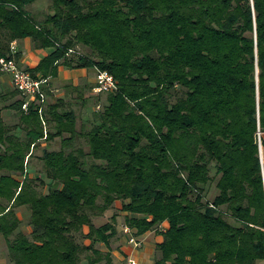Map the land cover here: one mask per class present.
Returning <instances> with one entry per match:
<instances>
[{
  "label": "trees",
  "instance_id": "trees-1",
  "mask_svg": "<svg viewBox=\"0 0 264 264\" xmlns=\"http://www.w3.org/2000/svg\"><path fill=\"white\" fill-rule=\"evenodd\" d=\"M37 1L0 0V57L19 62L12 43L31 38L53 50L35 78L57 77L60 65L96 69L118 89L97 94L106 101L84 121L49 83L47 126L15 88L0 89L9 264L111 263L97 247L116 237L117 216L96 219L119 202L136 236L169 224L155 264L264 260V0H52L42 21L28 10ZM74 91L91 106L94 96ZM7 109L18 124L5 122ZM57 138L59 150L43 148ZM39 148L43 171L33 177Z\"/></svg>",
  "mask_w": 264,
  "mask_h": 264
},
{
  "label": "crops",
  "instance_id": "crops-1",
  "mask_svg": "<svg viewBox=\"0 0 264 264\" xmlns=\"http://www.w3.org/2000/svg\"><path fill=\"white\" fill-rule=\"evenodd\" d=\"M17 49L20 54L19 65L23 69L31 72L32 75L33 71H35L40 63L53 51L52 49H37L31 38L17 42ZM36 78L42 79L43 77L38 73L36 74ZM96 81V69H71L64 65H60L58 68V76L52 77L49 85L55 96L67 101L69 98L70 100L73 98L71 90L80 89L82 93L85 94L86 98L90 97L94 94ZM68 88L70 89L68 90ZM0 89L3 91L10 89L14 90L12 79L9 75L2 74L0 76ZM18 97L21 98V96ZM43 148L56 151L60 149V144L55 148L50 146L49 143L44 142ZM120 216L123 217V230L120 231L117 226V235L111 241L110 246L100 244L97 247L105 256H110L111 263H108L107 259L104 258L98 264H124L130 258H135L140 264H155L160 256L158 246L164 242L162 231L168 229L169 224L167 222L164 223L161 230L149 231L143 235H137L136 237L141 240L143 244L140 248H136L130 243V237L125 232V228L128 227L125 222L128 213L120 212ZM132 231L135 235V230L132 229ZM86 232H88V230H86ZM86 243L90 244V241H86ZM257 264H264V260L258 261Z\"/></svg>",
  "mask_w": 264,
  "mask_h": 264
},
{
  "label": "rangeland",
  "instance_id": "rangeland-1",
  "mask_svg": "<svg viewBox=\"0 0 264 264\" xmlns=\"http://www.w3.org/2000/svg\"><path fill=\"white\" fill-rule=\"evenodd\" d=\"M52 7H53L52 0H39L33 6L29 7L28 10L30 13H32L34 16H36L37 20L42 21V20H45L49 14H53L54 11H53ZM15 43L17 44V41L12 43V44H15ZM78 51H80V50H78ZM2 74L5 75V73L3 71H2ZM11 90H13V89H11ZM71 93L73 95V98H71L72 100H70V98H69L68 99L69 101L67 100V103H72L73 108L76 109V111L78 113H81L82 115H84L83 116L84 121H87L86 119L91 120L93 111L99 110V107L96 106V104L98 105V99H101L102 103H104L106 101V96H107L106 94L105 95L103 94L101 96H97V94L94 92V94L91 95V96H94L92 102H90L91 106L84 109V108H82V106L80 104L76 103V96H77L76 91L71 90ZM55 97H57V96H55ZM50 102L51 101L49 100V103ZM17 114L14 111H12V109L4 110L3 115H4L5 122L8 125H16L19 121ZM60 141H61V139L57 138L56 140L49 142V145L56 148L59 144H61ZM262 148H264V147H262ZM42 155H43V150L41 148H39V149L35 150V154L31 158V161L29 163L28 168L31 170V175L33 177H35L39 173L41 174L43 171L42 170L43 162L41 160ZM47 184L46 185L43 184L41 186V188H40L41 192H43V193L48 192ZM216 194H217V190L215 189L214 186H211V188L209 189L208 198H213ZM121 206H122L121 202L116 203L115 206L111 210H109L104 216L100 217L99 219H96L97 226H101L105 223L112 222L113 217L116 215L117 216L116 226H118V229L120 231L123 230V217L120 216ZM18 214L21 217V219H23L21 230L23 232H25L26 234H29L31 232V227L29 226L30 212L26 208L23 207V208L18 210ZM7 254H8V252H7L6 242L2 238H0V264H9Z\"/></svg>",
  "mask_w": 264,
  "mask_h": 264
},
{
  "label": "built area",
  "instance_id": "built-area-1",
  "mask_svg": "<svg viewBox=\"0 0 264 264\" xmlns=\"http://www.w3.org/2000/svg\"><path fill=\"white\" fill-rule=\"evenodd\" d=\"M11 50L13 55L18 53L17 44H12ZM75 53L74 50H70L69 54ZM1 70L8 74L12 79L14 88L24 98L23 110L29 112L31 106H35L38 114L40 115L43 124L45 123V110L49 104V96L47 94L46 87L51 82V77L37 79L31 72L23 69L15 57H0ZM117 83L114 77L108 72L97 70V82L94 88L96 94L109 93L117 91ZM125 232L130 237V243L136 248L142 246V241L139 240L136 235L133 234L131 228L126 227ZM124 264H140L135 258L128 259Z\"/></svg>",
  "mask_w": 264,
  "mask_h": 264
},
{
  "label": "water",
  "instance_id": "water-1",
  "mask_svg": "<svg viewBox=\"0 0 264 264\" xmlns=\"http://www.w3.org/2000/svg\"><path fill=\"white\" fill-rule=\"evenodd\" d=\"M260 156H261L262 163H264L263 157H262V144H261V142H260Z\"/></svg>",
  "mask_w": 264,
  "mask_h": 264
},
{
  "label": "bare ground",
  "instance_id": "bare-ground-1",
  "mask_svg": "<svg viewBox=\"0 0 264 264\" xmlns=\"http://www.w3.org/2000/svg\"><path fill=\"white\" fill-rule=\"evenodd\" d=\"M264 148H262V157H263V161H264Z\"/></svg>",
  "mask_w": 264,
  "mask_h": 264
}]
</instances>
